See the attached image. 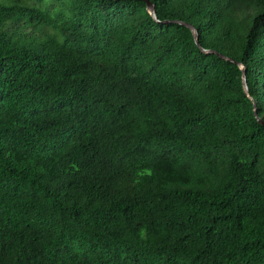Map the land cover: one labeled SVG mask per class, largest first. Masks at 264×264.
<instances>
[{"label": "trees", "instance_id": "1", "mask_svg": "<svg viewBox=\"0 0 264 264\" xmlns=\"http://www.w3.org/2000/svg\"><path fill=\"white\" fill-rule=\"evenodd\" d=\"M151 1L0 0V264H264V0Z\"/></svg>", "mask_w": 264, "mask_h": 264}, {"label": "water", "instance_id": "2", "mask_svg": "<svg viewBox=\"0 0 264 264\" xmlns=\"http://www.w3.org/2000/svg\"><path fill=\"white\" fill-rule=\"evenodd\" d=\"M146 2H147V10H148V12H149V13H150L155 19H157L158 21H160V19H158V16H157V12H156L155 4H154L151 0H146ZM173 21H174V22H179V23H182V24L187 25V26L192 30V32H193V34H194V38H195V40H196V43L198 44V46H199L204 52H207V53H209V52H215V53L219 54L222 58H225V59H227V60H231V61H233V62H236V63L239 65V67L243 70V73H244V77H243L244 89H245L247 95H248L251 99H253V97H252V95L250 94L249 89H248L247 77H246V73H245V64H244V63H242V62H240V61H237V60L233 59L232 57L227 56V55H225V54H223V53H220V52H218V51L215 50V49H207V48H204V47L200 44L198 31H197L196 27H195L193 24L188 23V22H185V21H182V20H169V19H168V20H165V21H163V22L168 23V22H173ZM255 114H256L257 118L259 119V121H260L261 123L264 124V120H262V119L259 117L258 113H257L256 105H255Z\"/></svg>", "mask_w": 264, "mask_h": 264}]
</instances>
